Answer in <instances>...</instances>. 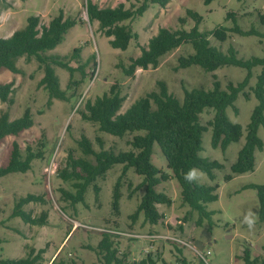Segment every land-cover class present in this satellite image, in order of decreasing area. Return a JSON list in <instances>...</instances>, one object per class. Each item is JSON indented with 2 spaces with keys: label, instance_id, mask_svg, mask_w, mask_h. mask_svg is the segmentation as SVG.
<instances>
[{
  "label": "rangeland",
  "instance_id": "1",
  "mask_svg": "<svg viewBox=\"0 0 264 264\" xmlns=\"http://www.w3.org/2000/svg\"><path fill=\"white\" fill-rule=\"evenodd\" d=\"M100 7H116L124 3L126 7L138 6L142 0H93ZM87 0H0V37H8L23 28L31 15H38L42 25L63 13L77 21L66 34L65 40L49 55L61 56L75 71L70 72L55 66L61 88L67 93V100L54 99L48 105V91L40 84L44 77V67L36 58L27 61L21 58L18 66L24 74H16L8 69L0 70V83L14 80V103L1 102L0 114L9 110L10 118L20 117L27 108L32 110L34 125L18 135H8L0 142V166H5L17 141L22 150L27 145L42 149L44 156L32 163L26 173H10L0 178V254L2 258L26 256L34 247L44 249L39 264H101L103 255L98 252V244L104 234L109 235L119 256H126L125 264H134L146 258L148 253L160 254L167 264H245L242 258L244 249L249 248L252 257L264 256V219L261 218V202L258 186L264 184V148L256 151V167L253 171L233 174L232 164L237 160L238 151L244 145L247 126L258 100L251 87L255 86L262 67L252 70V78L246 92H242L235 107L227 108L230 120L243 126V137L232 143L223 152L211 145V129L203 134L202 156L219 160L224 164L216 169V178L211 180L206 173L195 169L199 183L217 184L219 198L206 204L214 211L210 219L202 225L197 224L199 214L182 201L181 187L171 170L158 144H155L153 162L171 174V179L162 182L157 190L166 193L173 200L171 205L158 204L163 218L151 224L141 213L137 219L130 215L137 209L145 189H136L142 176L129 169L123 177L121 186L120 212L113 210L114 185L122 172V164L114 165L103 178L95 184L99 186L98 197L94 184L90 185L84 203L71 204L63 190L75 193L74 180H64L60 171L69 157H84L79 140L88 136L95 149L100 146L97 137L104 140L106 149L115 151L131 148L129 140L133 134L118 137L99 131L98 125L82 118L81 112L87 100L108 92L111 85L118 83L122 94L127 96L124 111L131 103L151 91H159V81H165L168 89L180 100L184 98V87L211 88L213 74L221 80L223 87L229 81L241 82L247 75L245 68L226 65L213 72H207L199 65L179 67V57L194 52L186 43L160 58L156 68H137L128 75L127 68L132 58L141 54V45L155 35L161 27L190 30L196 21L189 17L188 10L199 13L203 19L199 23L201 31L213 30L218 26L232 28L234 22L227 19L228 12L236 14L238 24L243 30L254 28L256 33L240 34L229 31L226 41L210 36L211 45L227 53L234 46L238 57L249 59L264 57V0H214L206 4L204 0H171L166 7L150 4L142 15L124 23L132 27L138 38L131 41L126 50L113 48L110 39L102 34L98 22L90 23L87 14ZM186 18V23L180 18ZM81 47L78 58L71 55L75 48ZM95 54V58H94ZM84 67V71L79 67ZM214 115L213 109H206L201 121L209 126ZM210 128V127H209ZM259 137L264 142V125L259 126ZM88 159L94 160L93 156ZM227 175H232L227 179ZM131 184V186L129 185ZM27 194L42 196V201H33L24 206L26 211L38 217L47 212L45 225L25 223L13 216L15 203ZM70 235V236H69ZM196 250L205 253L210 250L206 260L201 259ZM183 260L185 262H183Z\"/></svg>",
  "mask_w": 264,
  "mask_h": 264
},
{
  "label": "trees",
  "instance_id": "2",
  "mask_svg": "<svg viewBox=\"0 0 264 264\" xmlns=\"http://www.w3.org/2000/svg\"><path fill=\"white\" fill-rule=\"evenodd\" d=\"M170 1L142 0L138 6L126 7L124 3H120L116 7H100L93 0H87L86 7L90 23L98 22V28L102 34L111 38V46L126 50L131 41L138 38V34L124 22L142 16L150 4L166 7ZM212 1L214 0H204L206 4H210ZM188 15L196 21L194 27L190 30L161 27L148 40L147 44L141 45V54L132 58L130 65L124 68L125 72L128 75H133L137 68H156L162 56L189 43L194 52L179 57L180 68L199 65L205 71L213 72L222 66L234 65L245 68L248 71L246 77L237 84L229 81L223 87L218 76L213 74L211 88L188 89L184 87L183 100L169 91L165 81H159V91L147 93L131 103L124 111L122 108L127 96L122 94L118 83L111 85L108 92L93 100H87L84 110L81 112L83 119L96 123L99 131L118 137L133 134V137L129 140L130 149L117 152L114 149H106L104 140L100 137L96 138L100 146V149L97 150L88 136H81L78 143L85 156L67 158L65 166L60 171V176L64 180L76 181L74 182L75 193L63 190V194L71 201V204L84 203L86 192L92 184H94L96 197H98L100 188L95 184L97 179L105 177L114 165L122 164V172L113 190V210L117 213L120 212L122 180L132 168L136 174L143 178L136 189L144 188L145 192L137 209L130 217L135 220L143 213L149 223H159L163 215L158 209V204L171 205L173 200L166 193L157 190L159 184L171 179L170 173L153 162L154 147L155 144H158L167 160V168L179 182L182 201L192 210L198 212L197 224L202 225L205 219H210L214 214V211L207 209L206 204L218 200L219 186L199 183L196 178L188 181L185 179V174L190 170L199 169L206 173L211 180H214L216 178L215 170L224 167L221 161L201 155L204 149L203 134L211 129L212 147L220 148L223 152L232 143L241 140L243 126L230 120L227 108L233 106L238 113L235 102L242 92L249 97V92L245 90L250 84L252 70L256 66H261L262 70L258 75L257 82L255 86L251 87L258 104L253 109L251 120L247 126L246 141L238 151L237 160L231 166L233 174L246 173L255 169L256 151L264 148V142L258 135L259 126L264 125V57L239 58L234 46H230L228 52L225 53L211 45L209 37L214 36L223 42L227 40L229 31L245 35L256 33V30L254 28L243 30L237 22L236 14L228 12L227 19H232L234 22L232 28L218 26L213 30L201 31L199 23L203 17L192 10H188ZM180 22L185 24L186 18H180ZM76 24L75 19L65 17L63 13L53 17L48 25H42L38 15L29 16L23 28L14 31L8 37H0V70L5 68L16 74H24V70L18 66L19 59L25 58L27 61H31L36 58L44 67L45 75L40 80V84L48 91V105H52L54 99L67 100V93L61 88L55 66L67 69L70 76L73 75L75 68L61 56L49 55L47 52L60 45L65 40L68 31ZM81 51V47L75 48L71 57L78 58ZM79 68L84 71V67ZM14 85V80L0 83L1 102L9 105L14 103L12 97ZM206 109L214 110L209 126L204 125L201 121V115ZM34 122L30 108H27L20 117L15 119L10 118L9 110L2 111L0 114V142L8 135H18L31 128ZM43 156L42 149L36 150L29 144L22 150L20 144L14 141L8 163L5 166H0V178L10 173H26L32 168L33 161ZM88 156H93L94 160L88 159ZM232 177V175H227V179ZM129 185L131 186V184ZM258 189L261 218L264 219V184L258 186ZM42 200V196L34 194L20 197L15 203L13 216L20 217L25 223L45 225L48 219L46 211L36 217L24 209L26 204ZM29 249L26 256L19 258L4 259L0 254V264H39L45 250L37 251L31 246ZM98 252L103 255L101 264H125L127 262L125 255L117 254V250L113 247L107 234H104L98 244ZM242 258L245 264H264V256L252 257L248 247L244 249ZM158 259H160L158 252L155 255L148 253L146 258L134 264H158ZM183 262L185 261L183 260ZM161 264H167V262L161 258Z\"/></svg>",
  "mask_w": 264,
  "mask_h": 264
},
{
  "label": "clouds",
  "instance_id": "3",
  "mask_svg": "<svg viewBox=\"0 0 264 264\" xmlns=\"http://www.w3.org/2000/svg\"><path fill=\"white\" fill-rule=\"evenodd\" d=\"M196 177L195 170H190L188 173L185 174V179L188 181L194 180Z\"/></svg>",
  "mask_w": 264,
  "mask_h": 264
},
{
  "label": "built area",
  "instance_id": "4",
  "mask_svg": "<svg viewBox=\"0 0 264 264\" xmlns=\"http://www.w3.org/2000/svg\"><path fill=\"white\" fill-rule=\"evenodd\" d=\"M196 254L201 258V259H204L206 260L208 258V255L211 254L210 250H207L205 253L201 252V251H198L196 250Z\"/></svg>",
  "mask_w": 264,
  "mask_h": 264
},
{
  "label": "crops",
  "instance_id": "5",
  "mask_svg": "<svg viewBox=\"0 0 264 264\" xmlns=\"http://www.w3.org/2000/svg\"><path fill=\"white\" fill-rule=\"evenodd\" d=\"M70 236V235H69Z\"/></svg>",
  "mask_w": 264,
  "mask_h": 264
}]
</instances>
